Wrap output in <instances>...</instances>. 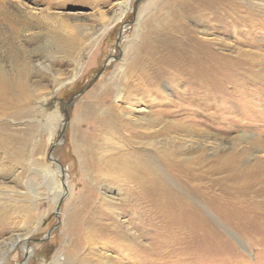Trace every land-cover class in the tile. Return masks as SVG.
<instances>
[{
	"label": "rangeland",
	"instance_id": "374dc122",
	"mask_svg": "<svg viewBox=\"0 0 264 264\" xmlns=\"http://www.w3.org/2000/svg\"><path fill=\"white\" fill-rule=\"evenodd\" d=\"M135 1L129 12L122 13L126 0H0V94L6 105L0 122L24 143L20 163L9 162L0 153V167L5 163L7 168L0 176V245L18 240L2 264H49L59 252L64 264H264V228L236 229L231 222L234 219L230 220V211L252 204L250 209L256 207L262 214L257 222L264 223V0H237L232 14L241 18L217 14L216 20L206 19L214 36L236 45L229 51L221 41L204 43L208 52L193 53L196 57L192 55L191 59L200 62L211 51L226 53L221 60L226 65L222 74H215L213 66L193 81L184 76L176 80L174 72L184 60L170 57L166 69L160 64L146 66L151 71L143 78L141 93L135 96L141 102L130 106L134 112L131 129L143 131L156 115L175 125L172 132L160 128L155 135L133 136L131 143L141 160L149 153L150 143L158 148L154 153L157 158H173L182 166L188 158L204 153L208 174L202 185L209 196L202 212L211 222L210 227L213 225L205 232V244L176 243L175 234L164 233L162 221L147 225L144 219L148 211L157 215V206L147 204L141 208V200L132 195L138 186L120 181L109 172L105 174L104 169L102 175L97 171L104 157L114 152L108 151L111 141L106 140L104 131L107 116L100 108L118 104L112 96L122 83L120 67L140 55V46L142 56L143 43L166 23L163 10L169 0H141L143 30L133 34ZM244 1H251L253 10L245 12L241 4ZM190 17L184 21L192 30L201 20ZM238 51L245 54L241 57H249L248 65L235 66ZM230 64L235 67L227 66ZM125 83L123 92L127 89ZM111 109L117 110L114 106ZM42 119L49 120L40 123ZM226 157L233 159L231 171L255 175L253 180L243 182L244 178L238 176L228 179L232 172L220 165ZM30 159L37 167L54 169L56 163L63 166L68 175L67 187L59 188L56 182L53 190L47 191L40 174L27 165ZM58 177L61 182L62 175ZM30 178L40 187L37 196L26 186ZM166 182L176 188L175 183ZM248 185L253 187L249 189ZM125 188H130L131 196L129 205L121 207L117 202L127 198L122 194ZM4 190L21 193L6 196L1 192ZM221 199H228L225 205L229 209ZM106 202L112 206L108 208ZM100 209L101 219L96 215ZM144 210L145 215H141ZM103 222L108 224L107 230L87 240V232L90 234ZM133 223L139 224V229ZM108 234L113 236L105 237ZM23 241L35 250V256L27 261L20 248Z\"/></svg>",
	"mask_w": 264,
	"mask_h": 264
},
{
	"label": "bare ground",
	"instance_id": "6f19581e",
	"mask_svg": "<svg viewBox=\"0 0 264 264\" xmlns=\"http://www.w3.org/2000/svg\"><path fill=\"white\" fill-rule=\"evenodd\" d=\"M259 1H261V0H259ZM135 2H136V18L134 19V23H133L134 24L133 25L134 26L133 34L137 35L138 32L142 31L143 29L141 28V9H140V4H139V2L141 3V0H136ZM236 2H237V0H169L167 7L163 10L164 19L166 22L164 25L162 24L163 28L160 29L159 32L155 31L156 34L155 35L151 34V36H152L151 39H149L148 41L143 43L142 56H141V46H140V49H139L140 55H138L134 60H131L127 64V66L120 67L121 70L119 72H121V74H122L121 75L122 76V83H118V85L116 86L115 92L112 96L114 103L118 102V104H120V105L118 106V104L117 105L112 104V106H111V104H105L104 106H102L100 108L101 113H103L105 116H107L106 117L107 118V120H106L107 127L105 128L104 131H106V133H105L106 140L111 141L109 143L110 147H109L108 151L112 150L114 152L112 154L109 153L106 156L104 155L105 156L104 157V164L103 165L100 164L101 167L98 164V168H97L98 173L102 175L101 172L104 169L106 171L105 174L106 173L108 174V172H109V174H112L111 175L112 177H117V179H119L120 181L125 180L127 183H130L132 186H138L140 189L138 188V190H134L132 192V195L134 194L135 195L134 199L139 200V202L141 200V208L144 206H148L149 204H151V205L154 204L157 206L156 210H157L158 216L155 215V213H154L155 211L153 213L148 211V214L146 215V218L144 219L146 221L145 223L147 225H150V224H153V223H149L151 221H162V223L164 222L163 223L164 227L162 228V229H164V233L175 234L176 243H186V242L194 241V242H198L201 244H205L206 241H208L205 238V234H206L205 232L207 231V233H208L209 229H211L213 226L212 225L210 227L211 222L208 221V219L205 217V214H203V212H202V209L206 208V201H207V197L209 196V195H207V191L205 192V188L203 187L204 185H202L204 183L203 182L204 178H206L207 174H208V170L204 169V168H206V165L204 164L205 159L203 158L204 153L199 152L195 156L194 159L188 158L187 159L188 161L182 166V165H178L177 162L175 161V159H173V158H167L164 160L157 158L154 155V153L158 152V148H156L153 144L150 143L149 147H151V148H149V150H148L149 153L146 155V158L141 160V156H139L138 152L132 146L131 141L133 140V136H135V135H151V134L155 135L157 133V130L160 128H164V129L172 132L173 128L175 129V125L173 122H167V121L163 122V120H161V119H163V118H161L162 116L159 117V118H161V119H159V118H156V116H157L156 115L153 118H150V120L152 119L151 120L152 123L150 125H148L147 127H145V129L143 131L131 129L132 128L131 125L133 124L132 115L134 112L132 111V109H130V106L135 105V104H139L141 102L140 99L136 100L135 96H137V94L141 93V84H143L145 81L143 78L148 74L149 70L151 71V69H149V67H148V69H146V66L152 65V64L153 65L154 64H160V67L166 69V68H168V65L170 64V63L167 64L168 63L167 61L169 60L170 57L179 56L181 58V60L182 59L184 60V63L182 64V66L180 65L181 67L178 70L173 69V70H175V72L174 71L173 72L176 73L175 74L176 76H174V79H176V80H179L178 76L179 77L184 76V78L187 81L188 80L191 81L192 79L197 78V76L199 74L205 72L206 70H209L213 66H215V70H216L215 74H220L222 72V70L225 69V67H226V65H223L221 63L222 58H224L227 55L226 53H223L220 51L219 52L218 51H211V54L210 55L207 54L208 56L203 57L204 59L200 62L195 61V60L193 61L191 58L194 56L193 53L200 54V53L208 52L207 47L204 43L208 44L211 42V43L217 44L218 41L225 43V41L222 40L223 38L219 37V35L214 36V30L210 31V29L207 28L208 24L205 21L208 17H210L211 20L212 19L216 20L215 17L217 14H218V16L223 14L225 17L232 16V18H241V17H238L237 15L233 16V14H232L233 12L236 11V10L235 11L233 10V7L236 6L235 5ZM131 3H132V0H126L125 5L121 6L122 7V13H125L126 11H128L130 9ZM236 4H238V3H236ZM241 4L244 7L245 12L246 11L249 12V11L253 10V4L251 1H244ZM246 14H248V13H246ZM190 16L194 17L195 19H197V17H198L201 20L199 22V24L196 25L192 30L188 29L189 25H187L186 22L184 21L186 18H188ZM218 16H217V19H218ZM251 16H253V15H251ZM190 19H191V17H190ZM215 20H214V22H215ZM221 21L222 20H220V22ZM249 21H251V20H249ZM255 21H256V19H255ZM209 22H211V21L209 20ZM230 22L233 23V21H230ZM224 23L225 22H223V24ZM214 24H216V23H214ZM214 24H213V26H214ZM223 24H222V26H223ZM228 24H230V23H228ZM209 25H211V23ZM262 25H264V24H262ZM253 26H255V25H253ZM125 27L126 26H124L123 28H125ZM230 28H232V27H230ZM235 28H237V27H235ZM145 30H146V27H145ZM231 30H232V32H234L233 29H231ZM147 31H149V30H147ZM236 34H238V33L236 32ZM205 35H207V36L210 35L211 38L207 39L206 38L207 36H205ZM121 36H123L122 33H121ZM236 39H238V38H236ZM242 43H244V42H242ZM225 45H227L229 47V49H228L229 51H232V47H234L236 44L225 43ZM240 53L241 52L238 51L234 55V58L237 59V61H238V62H236L237 65H235V66H238L240 63H246V65H248L249 63L247 64L248 60H246V58H249V57L243 58V57H241V55H243L244 53L241 55H240ZM228 54H229V52H228ZM194 57H196V56H194ZM111 60L112 59H109L107 61V63H110ZM196 60H197V58H196ZM198 60H200L199 57H198ZM217 60H219V63H216ZM250 60H251V58H250ZM173 62H175V61H173ZM174 64H177V63H174ZM227 66L235 67L232 64L227 65ZM155 68H157V67H155ZM240 68H238V69L240 70ZM238 69H236V70H238ZM158 70L159 69H157V71ZM153 73H155V70ZM159 74H157V75H159ZM186 74H188V75L186 76ZM241 74H243V72ZM159 76H162V75H159ZM231 76H233V75H231ZM241 76H243V75H241ZM184 78H182V79H184ZM217 78H219V77H217ZM234 78H235V76H234ZM159 79H160V77H159ZM124 82H126L125 84L127 86V89H126V91L123 92V83ZM156 82H158V81H156ZM197 82H199V81H197ZM194 83H195V81H194ZM215 88L216 87H214V89ZM1 96L2 95L0 94V114H1V110L6 108L5 100ZM124 105H126V106H124ZM113 106L117 108V110H115L114 112L112 111L113 109H111V108H113ZM180 108H183V107H180ZM49 119H45V120L42 119V120H40V123L47 121ZM20 141H21V137H19L17 133H15L14 131H11L8 128V125L6 123L0 122V153L3 155V158L4 157L7 158L9 160V162H14V163L22 162V160H23V158H22V156H23V144L24 143L20 142ZM105 149L107 150V148H105ZM24 151H25V149H24ZM104 153H106V152H104ZM234 161H236L235 158H234ZM191 162H192V164H191ZM33 163H34V161H32L30 159L28 161L27 165L29 167H31V169L34 172H38L40 174L41 184H42V186H44L47 189V191L51 192L53 190L52 188L55 187L56 182H58L59 188L60 187L62 188V186L67 187V183H68V177L67 176L68 175L65 173V168L63 166L56 163L54 169H49L48 166L37 167ZM3 164H2L3 166L0 167V176L4 175V172H5L4 170L7 169L6 164L5 163H3ZM232 164H233V159H231L230 157H226L222 160V162H220V165H222L221 168H224V170H229V172H232L230 175H228V179H235L238 176L239 178H242V177L244 178L243 182L244 181L249 182L250 180H253L252 176H255V175L250 176L249 173H240V174L237 173L236 174L234 171H231V169H232L231 165ZM213 168L219 169L218 167H213ZM241 172H244V171H241ZM59 175H62L61 182H60L59 177H58ZM165 179H166V181L168 180L169 182L175 183L176 188H170L168 186L167 182L165 181ZM258 181L261 182L260 180H258ZM206 183H210V182H206ZM226 183H227V181H226ZM115 184H117V183H115ZM220 184H222V183H220ZM235 185H236V183H235ZM26 186H27L29 192H32L33 195H35V196L39 195L41 192V191H39L40 187L35 186V181L32 178L27 180ZM106 186H107L106 189L109 190L110 189L108 187L109 183H107ZM252 187H253L252 185H251V187L249 186V189H251ZM237 188H238V186H237ZM245 188H247V187H245ZM226 189H228V188H226ZM239 189L241 191L240 187H239ZM222 191H223V189H222ZM1 192L3 195H6V196L10 195L11 193H15V194L21 193L17 190L16 191H13V190L5 191L4 190ZM242 192H244V191H242ZM59 193H60V190H59ZM122 194L127 195V198L126 199L123 198V199H121V201H118L117 203L120 202L119 205L121 207L122 206H128L129 205L128 201H129L130 196H131L130 188H125V191H124V193L122 192ZM103 195L106 196L107 193L106 194L104 193ZM103 195H102V197H103ZM213 195H215V194H213ZM107 197H108V195H107ZM115 198H116V196H115ZM226 198H228V197H226ZM249 198H251V197H249ZM118 199H120V198H118ZM214 200H216V199H214ZM227 200L228 199H221V201H223L222 205L228 204ZM231 200H233V199H231ZM214 203L215 202H213V204ZM216 203H219V202L216 200ZM233 203H235V202H233ZM103 204L105 205V203H103ZM107 204H109V203H107ZM222 205H221V207H223ZM237 205H238V203H237ZM251 205H250V207H251ZM255 205H256V203H255ZM110 206H112V205L109 204L108 208H110ZM138 206H139V204H138ZM258 206L260 207V205H258ZM233 207H232V209H233ZM250 207H247L244 204L243 206H240L239 208H235L234 210L230 211V213L232 214L231 215L232 217L230 218V220H232V218L234 219L231 222L233 223V225L236 229L241 228V229H245V230H253V229L256 230V229H260V228L263 229L264 228V223L257 222L258 218H262L261 211L260 210H258L260 212L256 211V209H255L256 207L255 208L253 207V209H250ZM104 208L107 209V206ZM130 208H131V211L136 212L135 207H131V205H130ZM223 209H226V208H223ZM227 209H229V206ZM101 210L102 209L98 210V214H96L98 217H100L99 219H101L102 214H103L101 212ZM216 210H217V207H216ZM230 210H231V207H230ZM106 211H109V210H106ZM219 212H220V208H219ZM144 213H145V210H144V212H141V215L142 214L145 215ZM226 213L227 212L225 211V214ZM262 213H264V212H262ZM218 216H219V213H218ZM211 217H212V215H211ZM235 217H237V219H235ZM220 220H222V219H220ZM262 221H263V219H262ZM107 225L108 224H105L104 222L100 223L99 227L98 228L95 227L96 229H92L91 230L92 232L90 234L87 232V235L85 238L87 240L91 241L95 237L100 236L101 234H103L105 229L107 230ZM139 226H140L139 224L137 225L136 223H133L134 228L139 229ZM141 226H142V223H141ZM214 229H215V226H214ZM226 229H229V228H226ZM214 232L215 231H213L212 233H214ZM230 232H231V230H230ZM112 236H113L112 234H108L105 237L109 238ZM17 241L15 242V240H13L10 243H4L3 242L4 244L0 245V264L5 262L7 255L9 254V252L12 249L15 248ZM20 248H21V251L23 252L22 254L26 258V261L31 256H35L34 248L26 245L24 243V241L22 242V245L20 246ZM177 248L178 247H176V249ZM187 248L191 249L192 247L188 246ZM60 256H61L60 252L56 253L54 255L52 261L49 264H64L63 263L64 260H62L60 258ZM41 264H46V263H41Z\"/></svg>",
	"mask_w": 264,
	"mask_h": 264
}]
</instances>
